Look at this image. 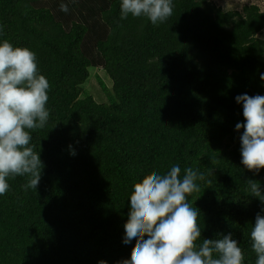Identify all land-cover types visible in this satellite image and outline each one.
Masks as SVG:
<instances>
[{"label":"trees","instance_id":"trees-1","mask_svg":"<svg viewBox=\"0 0 264 264\" xmlns=\"http://www.w3.org/2000/svg\"><path fill=\"white\" fill-rule=\"evenodd\" d=\"M63 2L67 12L61 0H0V39L34 51L50 85L49 120L31 130L39 184L26 190L27 177H10L0 196V264L130 260L135 246L122 241L132 186L172 164L209 181L187 197L201 236L232 232L254 264L249 232L261 204L245 180L264 190V169L240 164L235 97L264 95V10L174 0L173 15L153 25L121 19L120 0ZM93 73L101 103L82 92Z\"/></svg>","mask_w":264,"mask_h":264},{"label":"clouds","instance_id":"clouds-1","mask_svg":"<svg viewBox=\"0 0 264 264\" xmlns=\"http://www.w3.org/2000/svg\"><path fill=\"white\" fill-rule=\"evenodd\" d=\"M174 6V0H120V18L130 14L157 25L173 15ZM59 9L68 11L63 0ZM260 78L264 80V73ZM49 87L38 70L34 51L0 39V196L9 190L10 177H27L26 190H36L39 184L43 163L40 151L31 143V130L44 128L49 120ZM235 101L242 106L243 116V123L235 124L240 133V164L258 175L264 169V95L239 94ZM70 154L75 155L74 150ZM198 181L209 182L203 172L186 167L181 175L180 166L172 164L166 172H153L133 184L122 242L135 247L131 259L120 264H245L244 252L232 232L213 239L201 236L200 212L187 200L199 190ZM245 181V191L261 204L249 239L254 264H264V190L260 181Z\"/></svg>","mask_w":264,"mask_h":264},{"label":"rangeland","instance_id":"rangeland-1","mask_svg":"<svg viewBox=\"0 0 264 264\" xmlns=\"http://www.w3.org/2000/svg\"><path fill=\"white\" fill-rule=\"evenodd\" d=\"M212 3H214L215 6L220 7L223 11L227 10H237L241 11L242 6L244 5H250L254 4L259 7L260 11L264 10V0H210ZM257 37L264 40V28L260 31V33L257 34ZM96 73L107 85V87H110V80L108 77L103 73L102 70H97ZM94 73L89 77V79L83 84L82 86V92L83 95L87 93H91L94 96L100 95L96 97V101L101 103L104 99L102 92L98 88V91L100 94L96 92L97 85L94 78Z\"/></svg>","mask_w":264,"mask_h":264}]
</instances>
